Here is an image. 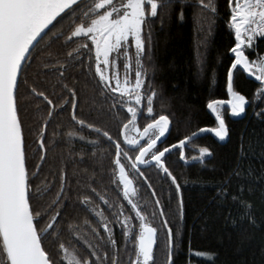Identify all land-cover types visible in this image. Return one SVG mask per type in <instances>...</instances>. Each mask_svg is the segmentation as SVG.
Wrapping results in <instances>:
<instances>
[{
    "label": "snow or ice",
    "instance_id": "snow-or-ice-1",
    "mask_svg": "<svg viewBox=\"0 0 264 264\" xmlns=\"http://www.w3.org/2000/svg\"><path fill=\"white\" fill-rule=\"evenodd\" d=\"M171 2L0 0V264H156L160 230L166 234L165 264H175L173 247L179 245L183 188L188 181L182 183L173 173L167 157L178 151L185 164L203 165L212 156L211 148L195 146L196 155L187 157L185 147L204 133L221 142L229 137L223 110L238 117L249 103L234 88L237 72L259 84L252 102H264V53L257 44L264 39V0H225L223 23L234 37L227 49V99L207 101L214 116L212 126L197 128L161 147L170 119L154 112L157 93L147 77L144 59L152 50L151 22ZM195 6L200 9L196 14L200 31L204 24L211 31L218 16L216 0H195ZM183 18L181 7L179 19ZM202 43L197 41L201 70ZM210 80L215 82L214 70ZM28 98L43 105V109L37 105L31 123L26 118ZM103 103H108L107 110ZM83 106L95 111L96 117L90 120L91 111L86 116ZM64 113L68 115L67 132L62 125H54V119ZM254 114L264 119V108ZM106 116L116 120L115 134L104 123ZM141 116L146 120L142 126ZM50 125H54L51 131ZM75 126L95 134V139L79 136L87 140L94 157L106 145L100 155L110 162L107 186L98 189L95 170L83 180L64 168L51 174L52 179L44 172L48 152L60 142L57 138L63 136L68 142L79 135ZM238 151L240 157L245 153L243 134ZM144 168H155L167 188L158 190ZM247 174L251 175V169ZM243 175L234 170L217 182L210 201L217 208L228 206L221 215L233 227L238 218L240 223L256 224L251 202L241 198L243 184L236 191L230 187L233 176L241 179ZM141 187L148 191L150 201L138 199ZM109 188L116 199H109ZM165 192L169 203H176L175 240L162 203ZM231 205L238 206L236 216ZM157 219L159 226L154 223ZM188 253L209 261L216 255L193 250L190 241Z\"/></svg>",
    "mask_w": 264,
    "mask_h": 264
},
{
    "label": "trees",
    "instance_id": "trees-1",
    "mask_svg": "<svg viewBox=\"0 0 264 264\" xmlns=\"http://www.w3.org/2000/svg\"><path fill=\"white\" fill-rule=\"evenodd\" d=\"M218 16L211 31L207 24L203 25L204 31H200L197 16L200 9L195 6V0H172L160 10L159 15L151 22L152 50L151 55L145 56L144 65L147 69V77L152 87L156 90L154 98V112L156 115L166 114L170 119V130L166 133L161 147L175 143L184 135H190L197 128L212 126L214 116L207 109L209 99H227L226 95V67L230 64V56L227 49L234 42L226 30L223 17L227 13L225 0H216ZM183 7V21L179 19V12ZM197 41H204L199 47L203 70L197 62ZM259 50L264 53V39L258 40ZM215 76V82L210 80V75ZM50 79H54L49 74ZM84 78L81 77V80ZM259 84L254 78L240 71L234 78V88L245 95L249 103L245 112L238 117H233L224 109V116L229 127V137L221 142L211 133H204L193 139L186 147L187 157L196 155L192 151L195 146H208L212 150V156L204 161V164H185L179 159L178 151H174L167 157L173 173L183 183L188 181L183 188L184 218L181 228L179 245L173 247V260L175 264H264V119L258 118L254 113L264 108V102L253 103V94ZM92 84L89 81V92ZM28 112L26 118L31 123L34 119V111L37 105L43 109L40 101L28 98ZM103 108L108 109V103H103ZM84 113L87 116L91 111L87 106ZM97 113L91 111L88 118L94 119ZM123 112L120 118H123ZM146 120L139 117L142 126ZM107 128L115 134L117 122L111 117H104ZM62 125V131H68V115L61 114L54 119V125ZM49 130L51 131L52 126ZM78 136L68 142L63 136L56 147L48 152L47 162L44 164V172L58 174L64 168L69 175L76 174L82 180L96 171V179L100 181L96 186H107L109 182V159L101 156L103 147L97 149L94 157L91 146L87 140H80L79 136L87 139H95L91 130L80 129L75 126ZM243 134L245 153L240 157L238 148ZM103 164V171L100 164ZM251 169V175L248 171ZM146 175L154 182L159 190L167 188V183L160 180L155 168H144ZM243 173L241 179L232 177L231 190L236 191L243 184L242 199L251 202V211L255 216L256 224L253 226L244 220L237 221L235 227L225 224L221 213L228 211V206L217 208L216 203H210L215 196V184L224 179L232 171ZM110 200L116 199V193L108 189ZM164 193L162 203L165 204L167 218L173 228L174 240L178 217L176 203L167 200ZM138 199L141 202L151 200L148 191L141 187L138 190ZM98 203V202H97ZM151 209V204L148 205ZM233 215H237L238 206L231 205ZM83 215V214H82ZM159 226V219L154 221ZM67 241L69 237L65 235ZM117 239H121L119 233ZM189 241L193 250H201L215 253V259L209 261L206 257H189ZM166 234L163 230L158 232L157 246H155L156 264H165L166 260ZM124 255L123 251L121 253Z\"/></svg>",
    "mask_w": 264,
    "mask_h": 264
},
{
    "label": "rangeland",
    "instance_id": "rangeland-1",
    "mask_svg": "<svg viewBox=\"0 0 264 264\" xmlns=\"http://www.w3.org/2000/svg\"><path fill=\"white\" fill-rule=\"evenodd\" d=\"M227 112H229L227 109H225ZM224 111V110H223ZM231 114V113H230ZM243 114V113H242ZM242 114H240L239 116H241Z\"/></svg>",
    "mask_w": 264,
    "mask_h": 264
}]
</instances>
